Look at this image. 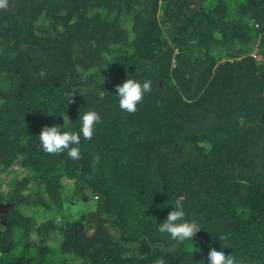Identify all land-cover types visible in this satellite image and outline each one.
<instances>
[{"label":"trees","instance_id":"trees-1","mask_svg":"<svg viewBox=\"0 0 264 264\" xmlns=\"http://www.w3.org/2000/svg\"><path fill=\"white\" fill-rule=\"evenodd\" d=\"M128 78L153 85L134 114L115 91ZM89 110L102 122L80 159L40 149L44 127L67 116L79 131ZM3 172L0 264H209L211 248L264 264V0H9ZM86 194L93 210L60 220L24 212L29 198L48 213ZM178 199L201 229L184 242L158 231Z\"/></svg>","mask_w":264,"mask_h":264},{"label":"clouds","instance_id":"clouds-1","mask_svg":"<svg viewBox=\"0 0 264 264\" xmlns=\"http://www.w3.org/2000/svg\"><path fill=\"white\" fill-rule=\"evenodd\" d=\"M8 7L9 0H0V10H7ZM76 70L82 73L84 78H87L92 71L91 69L85 71L79 65ZM152 86L151 80L141 83L134 78H128L122 85H116L115 91L118 93L119 108L127 114H134L137 111V106L142 103L145 93H151ZM69 102H71V99ZM63 118V126L53 125L42 129L38 137L39 147L50 155H59L66 152L67 156L73 160L80 159L81 136L84 140H91L96 132V125L102 122L101 116L94 110L85 112L80 118L81 127L79 131L68 130L65 124V120L68 121L67 116ZM99 159V155L95 156L93 158L94 164L99 163ZM181 199L176 201L173 211L168 214L164 222L159 223L158 227L160 233L168 234L178 242L192 240L195 234L201 231L196 221H185L186 214ZM219 239L227 240L228 236L227 234L221 235ZM207 260L209 264H239L233 254L226 255L223 251H217L214 248L209 250ZM154 264H167V261L161 257L157 258Z\"/></svg>","mask_w":264,"mask_h":264},{"label":"rangeland","instance_id":"rangeland-1","mask_svg":"<svg viewBox=\"0 0 264 264\" xmlns=\"http://www.w3.org/2000/svg\"><path fill=\"white\" fill-rule=\"evenodd\" d=\"M124 26L126 28H129L130 26V20H126L124 22ZM236 48H238L239 46H235ZM256 48H257V43L256 42H251L249 43L248 47H247V51L249 52L250 55H255L256 53ZM12 179V174L11 173H7V172H3L0 175V183L1 184H6L9 180ZM72 183L68 182L66 183V193L67 194H71L72 192ZM29 205L27 206V210H25L26 208H24V212L26 215L33 217L37 222H41L44 218L50 216L51 218L55 219V220H60L62 218H66L67 216L64 214L65 210L68 211H72V212H79V211H86V210H93L95 202H96V198H92L90 197L89 194H86L84 198L79 199L75 204H66L65 207L63 206L62 209H59V211L57 212L52 211V212H48L46 213V211L41 207V205H36L35 208L33 207V202L37 201V199H31L29 198ZM9 209V205L6 204H0V220L2 218V215H4L7 210ZM23 210V208L21 209ZM79 210V211H78ZM76 212V213H77ZM56 239H53L54 242H56ZM66 264H84L83 262H79L77 259H75L74 257H69V260L67 259Z\"/></svg>","mask_w":264,"mask_h":264}]
</instances>
